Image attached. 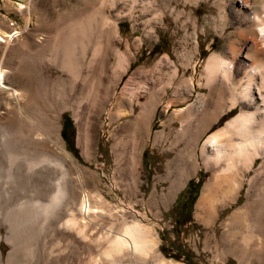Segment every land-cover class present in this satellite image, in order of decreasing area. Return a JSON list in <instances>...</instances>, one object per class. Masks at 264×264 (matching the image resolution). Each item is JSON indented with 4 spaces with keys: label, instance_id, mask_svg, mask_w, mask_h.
<instances>
[{
    "label": "rangeland",
    "instance_id": "374dc122",
    "mask_svg": "<svg viewBox=\"0 0 264 264\" xmlns=\"http://www.w3.org/2000/svg\"><path fill=\"white\" fill-rule=\"evenodd\" d=\"M192 1L141 0L131 9L132 0H29L24 30L21 1L0 0V27L20 32L0 58L5 65L25 68L23 47L32 33L50 38L44 66L50 49L61 56L81 44L88 60L91 51L103 64L101 78L90 74L83 89L71 84L83 73L64 77L61 68L53 70L48 85L34 83L24 114L9 106L4 118L0 104V264H110L104 249L134 223L135 233H149L156 245L121 248L116 264H264V204H250L253 229L245 234L251 238L229 235L260 159L242 172L236 201L211 204L209 213L196 210L203 186L223 165L205 162L202 143L240 109L234 66L221 64L212 74L208 59L215 53L227 61L230 46L244 53L251 41L234 20L219 15L214 0ZM249 3L263 13L264 0ZM36 126L46 135L44 145L31 137ZM56 137L74 160L68 177L61 173L64 155L54 148ZM60 178L68 196L53 204ZM257 188L264 194V182ZM83 197L92 209L85 218L77 204ZM189 204L190 220L183 222ZM37 205L43 215L33 219ZM70 215L80 226L64 225Z\"/></svg>",
    "mask_w": 264,
    "mask_h": 264
},
{
    "label": "bare ground",
    "instance_id": "6f19581e",
    "mask_svg": "<svg viewBox=\"0 0 264 264\" xmlns=\"http://www.w3.org/2000/svg\"><path fill=\"white\" fill-rule=\"evenodd\" d=\"M20 1L19 12L24 16V30H27L30 21L31 6L29 0ZM132 1L131 9L141 2V0ZM192 2L195 5L197 0H193ZM214 2L217 6L219 15L223 19L228 17L234 20L237 24V30H239L244 37L248 36V41H251V43L244 53L242 52V49L230 46V59L227 61L222 58V55L221 57L215 53L209 56L208 59L212 68V74L220 69L219 67L221 64L229 63L234 66L233 74L234 76H237V84H240L241 90V93L238 95L239 97L236 96L238 98L237 102L240 103V109L236 115L228 119L217 131L209 134L202 143L201 154L205 162L215 165L221 160L223 161V165L218 168L211 180L203 186L196 203V210L202 214L209 213L208 209L211 204H215L216 202L222 203L223 201L229 203L236 201L240 188V181H242V172H248L254 166L256 159H260L258 165L254 168L253 173L248 178L246 201L244 203L245 207L244 209L235 212L231 218L229 235H231L234 240L238 239V237H240L239 239L241 240H245L247 237H252V235L248 236V234H245L247 230L252 231L253 229L252 223L247 219L249 218L247 217L249 210L251 211L250 204H264V194L260 193L257 188L258 183L264 182V11L262 13L263 15L257 13L250 7L249 0H214ZM144 3L145 2H142V4ZM97 7H102V1ZM19 33L20 32L17 30H7L0 27V42L3 43V49H0L2 51L0 56L1 59L5 57L8 45L15 39H19ZM242 35H240V37ZM26 38L27 43L25 41V43L23 42L26 45L23 47L22 55L26 58L27 63L23 70L20 71L19 69H22L20 67L18 69L17 62L16 64L12 62L10 65H5L3 60H0V104L3 105L4 111L6 112L3 115L4 118L9 116V112H7L9 106L18 108L24 114L22 107L29 98H32L31 94L35 89L34 83L39 81V85H48L50 80L55 79L52 74L55 69L61 68L60 70L63 75L69 74V76L71 75L73 77H78L83 73L79 84L72 83L71 81L72 87H80V89L85 87L87 83L86 78L89 77L90 74H97L98 77L101 78V75L103 74L102 60L99 56L92 59L91 51L90 59L88 60V47L86 45L81 44L74 51L72 48H65L63 55L61 56L58 53L59 50L55 48L50 49L48 54H46L48 55V64L46 67L44 66L45 54L43 48L44 45L46 46V44L49 43V36L46 37L32 33V41H29L28 36ZM247 43L248 42H244L241 47L245 48ZM101 47V43H99L97 48L100 50ZM70 55L73 56L74 59L71 60L69 58ZM72 62H74L73 67H71ZM47 69H51V73H49L50 70L47 71ZM233 86L234 85L232 84V87ZM84 92L89 93V90ZM3 97L9 98V100L4 102L1 100ZM31 135L36 144L42 145L44 143L46 135L38 126L35 128L33 127ZM54 148L57 152L64 155V161L60 160L58 163L60 164L59 166L62 170V175L68 177L70 167L74 163V160L69 153L66 152L64 147L60 145L57 137L55 138ZM42 159H45L48 163L52 161V159L46 157H43ZM220 185H223V187L220 188ZM67 194V184L60 178L57 181L52 196L53 204L55 203L54 200L62 199L63 197L68 196ZM77 204H79V212L82 215L81 218H85L92 213L91 206L86 197L79 199ZM43 211V207H38V205L37 207L33 206V209L30 212L31 218L39 219L40 216L43 215ZM23 221L20 220L18 227L23 226L21 223ZM261 223H263V226L261 227L264 228V221ZM64 225L66 227L76 228L79 224L78 220L73 215H70L65 220ZM79 229V231H83L80 227ZM136 230H138L136 223L127 225L122 237H113L114 239L109 241L107 244L108 246H106L107 248L103 251V257L106 261H109L110 264H116V260L114 261L113 256L119 251V249L121 250V248L124 247L129 246L137 251L142 244H145L149 250L153 249L154 245H156V240H154L149 233L144 236H139L135 233ZM239 245L238 242L233 243L234 248H239ZM146 247L145 249L147 250ZM95 264L103 263L97 261ZM155 264L182 263L161 259Z\"/></svg>",
    "mask_w": 264,
    "mask_h": 264
},
{
    "label": "trees",
    "instance_id": "16d2710c",
    "mask_svg": "<svg viewBox=\"0 0 264 264\" xmlns=\"http://www.w3.org/2000/svg\"><path fill=\"white\" fill-rule=\"evenodd\" d=\"M67 118H65V120H66ZM61 134H62V136H65V133L63 132V130L61 131ZM192 182V180H189L188 181V184H190ZM193 200L191 199L190 201H189V203H191ZM191 204H189L188 205V208H187V216L185 217V219L183 220V222H186V221H189L190 220V217H189V206H190Z\"/></svg>",
    "mask_w": 264,
    "mask_h": 264
}]
</instances>
